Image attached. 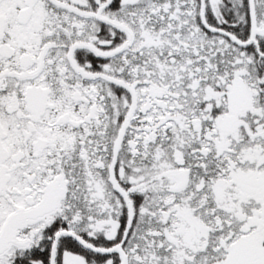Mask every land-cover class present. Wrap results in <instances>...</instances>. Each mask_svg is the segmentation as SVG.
Returning <instances> with one entry per match:
<instances>
[{
	"label": "snow or ice",
	"instance_id": "1",
	"mask_svg": "<svg viewBox=\"0 0 264 264\" xmlns=\"http://www.w3.org/2000/svg\"><path fill=\"white\" fill-rule=\"evenodd\" d=\"M0 264H264V0H0Z\"/></svg>",
	"mask_w": 264,
	"mask_h": 264
}]
</instances>
